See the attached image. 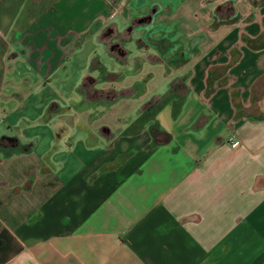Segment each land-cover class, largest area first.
Returning <instances> with one entry per match:
<instances>
[{"label":"crops","instance_id":"crops-1","mask_svg":"<svg viewBox=\"0 0 264 264\" xmlns=\"http://www.w3.org/2000/svg\"><path fill=\"white\" fill-rule=\"evenodd\" d=\"M0 264H264V0H0Z\"/></svg>","mask_w":264,"mask_h":264},{"label":"built area","instance_id":"built-area-1","mask_svg":"<svg viewBox=\"0 0 264 264\" xmlns=\"http://www.w3.org/2000/svg\"><path fill=\"white\" fill-rule=\"evenodd\" d=\"M194 17H195L196 19H198V18L200 17V13H199V12L195 13ZM238 144H239V142H238L237 140H234V141L232 142V145H233V146H237Z\"/></svg>","mask_w":264,"mask_h":264}]
</instances>
